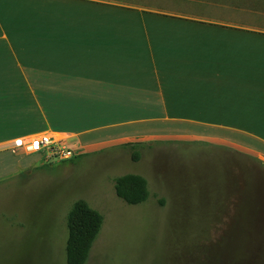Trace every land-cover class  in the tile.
<instances>
[{
	"label": "crops",
	"instance_id": "crops-1",
	"mask_svg": "<svg viewBox=\"0 0 264 264\" xmlns=\"http://www.w3.org/2000/svg\"><path fill=\"white\" fill-rule=\"evenodd\" d=\"M182 124L264 158V4L0 0V149L189 136Z\"/></svg>",
	"mask_w": 264,
	"mask_h": 264
},
{
	"label": "rangeland",
	"instance_id": "rangeland-1",
	"mask_svg": "<svg viewBox=\"0 0 264 264\" xmlns=\"http://www.w3.org/2000/svg\"><path fill=\"white\" fill-rule=\"evenodd\" d=\"M181 126L171 129L189 136L71 146L68 159L1 148L0 264H65V216L78 198L103 217L84 264H264L260 151ZM125 173L146 179L145 201L127 204L115 194L113 178Z\"/></svg>",
	"mask_w": 264,
	"mask_h": 264
},
{
	"label": "trees",
	"instance_id": "trees-1",
	"mask_svg": "<svg viewBox=\"0 0 264 264\" xmlns=\"http://www.w3.org/2000/svg\"><path fill=\"white\" fill-rule=\"evenodd\" d=\"M132 158H138L137 151L132 153ZM113 189L119 198L132 205L145 201L149 195L146 179L137 173L115 176ZM102 222L101 213L86 200L78 198L73 201L65 216V264H84Z\"/></svg>",
	"mask_w": 264,
	"mask_h": 264
},
{
	"label": "built area",
	"instance_id": "built-area-1",
	"mask_svg": "<svg viewBox=\"0 0 264 264\" xmlns=\"http://www.w3.org/2000/svg\"><path fill=\"white\" fill-rule=\"evenodd\" d=\"M12 149L25 154L43 153L45 157L54 160L68 159L76 154L71 146L48 133L15 138L12 141Z\"/></svg>",
	"mask_w": 264,
	"mask_h": 264
}]
</instances>
